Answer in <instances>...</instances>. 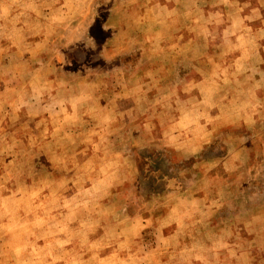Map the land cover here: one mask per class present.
<instances>
[{
    "label": "rangeland",
    "instance_id": "1",
    "mask_svg": "<svg viewBox=\"0 0 264 264\" xmlns=\"http://www.w3.org/2000/svg\"><path fill=\"white\" fill-rule=\"evenodd\" d=\"M0 264H264V0H0Z\"/></svg>",
    "mask_w": 264,
    "mask_h": 264
}]
</instances>
